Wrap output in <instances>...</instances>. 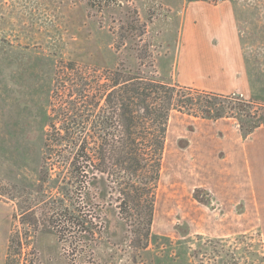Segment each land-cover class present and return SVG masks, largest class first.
Wrapping results in <instances>:
<instances>
[{
	"label": "rangeland",
	"instance_id": "374dc122",
	"mask_svg": "<svg viewBox=\"0 0 264 264\" xmlns=\"http://www.w3.org/2000/svg\"><path fill=\"white\" fill-rule=\"evenodd\" d=\"M88 1L0 0V199L8 204V231L23 233L27 228L11 217L17 202L29 204L24 203L22 191L37 185L49 104L56 103L54 75L61 61L87 69L124 65L136 70L141 61L132 45L137 39L117 46L122 42L119 28L129 23L135 10L146 25L139 45H150L153 58L152 67H148L149 59L143 60L142 71L177 84L180 0H115L102 11L89 8ZM239 9L250 90L232 95L245 96L254 109L249 114L239 112L236 106L243 105L227 97L222 99V115L245 140L250 135H244L239 124L260 121L262 116L255 109L264 108V0H243ZM185 93L196 99V106L189 114L176 110L170 115L147 247H134L135 238L115 209L104 206L99 215L105 227L92 248L95 264H264V225L247 196L237 195L239 188L235 194L206 188L222 169L225 154L218 143L223 135L216 120L206 117L208 123H202L195 118L200 94ZM210 160L215 161L213 172L206 171ZM2 229L1 224L0 264H4L7 243ZM33 244L35 264H67L61 244L45 223ZM29 253L33 259L34 252L25 248L19 264L26 263ZM78 262L92 264L88 259Z\"/></svg>",
	"mask_w": 264,
	"mask_h": 264
},
{
	"label": "trees",
	"instance_id": "16d2710c",
	"mask_svg": "<svg viewBox=\"0 0 264 264\" xmlns=\"http://www.w3.org/2000/svg\"><path fill=\"white\" fill-rule=\"evenodd\" d=\"M114 2L89 0L88 6L102 11ZM131 13L129 23L117 32L122 40L117 46L137 39L132 45L141 61L136 70L124 65L87 69L73 61H61L56 68L52 90L56 103L49 104L37 185L22 191L24 203L29 204L17 202L18 214L11 217L27 228L23 233L10 230L4 264H19L25 248L34 252L25 264H35L33 241L42 222L54 232L67 264L86 259L95 264L92 248L105 227L99 215L104 206L115 209L135 238L133 246L145 249L170 115L176 110L189 114L196 106V99L183 92L200 94L195 116L199 118H223L222 99L227 97L243 105L236 106L239 112L249 114L254 107L239 95L171 85L142 71L143 60L149 59L148 67H152L153 58L150 45H139L146 25L135 10ZM255 110L262 117L239 124L244 135L264 122V108Z\"/></svg>",
	"mask_w": 264,
	"mask_h": 264
},
{
	"label": "crops",
	"instance_id": "0c3cea01",
	"mask_svg": "<svg viewBox=\"0 0 264 264\" xmlns=\"http://www.w3.org/2000/svg\"><path fill=\"white\" fill-rule=\"evenodd\" d=\"M242 1L220 0L215 5L204 0L179 1L181 6L177 10V18L180 28L176 54L178 85L219 95L249 92L237 19ZM241 97L246 99L245 96ZM199 119H202V123H208L205 118ZM228 122V118L216 120L215 124L223 135L218 149L224 152L225 157L221 160L222 169H218V177L208 183L206 188L228 189L231 194H235L234 189L239 188L236 194L247 196L254 213L264 225V130L260 127L244 140L231 130ZM207 165L210 166L206 167V171L216 170L213 168L214 160L207 162ZM216 194L213 195L220 197L219 193ZM0 213L1 217L7 219V226H3L4 220L0 219L3 236L7 239V251L10 216L8 204L2 200Z\"/></svg>",
	"mask_w": 264,
	"mask_h": 264
},
{
	"label": "built area",
	"instance_id": "2783aa9c",
	"mask_svg": "<svg viewBox=\"0 0 264 264\" xmlns=\"http://www.w3.org/2000/svg\"><path fill=\"white\" fill-rule=\"evenodd\" d=\"M220 0H210L212 3H218Z\"/></svg>",
	"mask_w": 264,
	"mask_h": 264
}]
</instances>
